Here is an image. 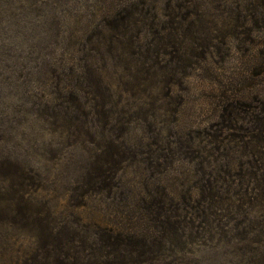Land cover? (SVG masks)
Listing matches in <instances>:
<instances>
[{
	"label": "rangeland",
	"instance_id": "374dc122",
	"mask_svg": "<svg viewBox=\"0 0 264 264\" xmlns=\"http://www.w3.org/2000/svg\"><path fill=\"white\" fill-rule=\"evenodd\" d=\"M0 264H264V0H0Z\"/></svg>",
	"mask_w": 264,
	"mask_h": 264
},
{
	"label": "trees",
	"instance_id": "16d2710c",
	"mask_svg": "<svg viewBox=\"0 0 264 264\" xmlns=\"http://www.w3.org/2000/svg\"><path fill=\"white\" fill-rule=\"evenodd\" d=\"M111 231H109V233H110Z\"/></svg>",
	"mask_w": 264,
	"mask_h": 264
}]
</instances>
